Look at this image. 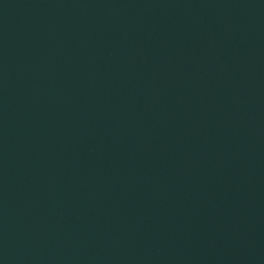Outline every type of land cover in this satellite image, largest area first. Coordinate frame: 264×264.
<instances>
[{
  "label": "water",
  "instance_id": "1",
  "mask_svg": "<svg viewBox=\"0 0 264 264\" xmlns=\"http://www.w3.org/2000/svg\"><path fill=\"white\" fill-rule=\"evenodd\" d=\"M0 264H264V0H0Z\"/></svg>",
  "mask_w": 264,
  "mask_h": 264
}]
</instances>
